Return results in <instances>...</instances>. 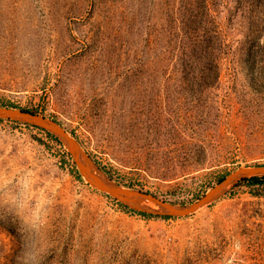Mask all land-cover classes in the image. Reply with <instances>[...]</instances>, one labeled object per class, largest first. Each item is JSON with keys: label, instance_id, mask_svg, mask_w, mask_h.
<instances>
[{"label": "rangeland", "instance_id": "374dc122", "mask_svg": "<svg viewBox=\"0 0 264 264\" xmlns=\"http://www.w3.org/2000/svg\"><path fill=\"white\" fill-rule=\"evenodd\" d=\"M203 3L0 0V107L57 121L126 190L197 202L264 166V11ZM0 264H264V174L142 215L0 117Z\"/></svg>", "mask_w": 264, "mask_h": 264}, {"label": "water", "instance_id": "95a60500", "mask_svg": "<svg viewBox=\"0 0 264 264\" xmlns=\"http://www.w3.org/2000/svg\"><path fill=\"white\" fill-rule=\"evenodd\" d=\"M0 117H11L15 119L25 120L47 128L59 135L67 143L72 155L74 156L80 168L82 175L85 176L91 182V184H93L98 189L112 195L114 198H116L123 204L133 208L138 212L145 214L165 217H181L189 215L197 211L201 207L209 204L230 183L243 177L264 174V166H257L253 168H241L231 173L228 177H226L224 181L212 188L197 202L191 205L177 206L160 202L154 199L157 202L158 206L152 207L143 204L139 201H136L134 198H132V195H130L126 191V189L117 185L114 181H112L105 174H103L81 149L79 143L74 140L57 121L47 118L40 114L8 107H0ZM92 169H94L95 172H92Z\"/></svg>", "mask_w": 264, "mask_h": 264}, {"label": "trees", "instance_id": "16d2710c", "mask_svg": "<svg viewBox=\"0 0 264 264\" xmlns=\"http://www.w3.org/2000/svg\"><path fill=\"white\" fill-rule=\"evenodd\" d=\"M237 3V8L244 7L250 15H251V20L255 19L256 15L263 13L264 11V0H236ZM202 4V3H201ZM205 4V0L204 3ZM204 51H206V48H204ZM50 136L54 137L55 139L58 140L56 136H54L51 133H48ZM250 180H257L258 177H251L248 178ZM139 214L146 215L145 213L139 212Z\"/></svg>", "mask_w": 264, "mask_h": 264}, {"label": "bare ground", "instance_id": "6f19581e", "mask_svg": "<svg viewBox=\"0 0 264 264\" xmlns=\"http://www.w3.org/2000/svg\"><path fill=\"white\" fill-rule=\"evenodd\" d=\"M92 172H95L94 169H92ZM130 195H132V198H134L136 201H139L143 204L152 206V207H157L158 204L157 202L151 198L150 196H145L143 194H140L136 191H132V190H126Z\"/></svg>", "mask_w": 264, "mask_h": 264}]
</instances>
